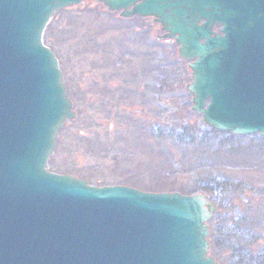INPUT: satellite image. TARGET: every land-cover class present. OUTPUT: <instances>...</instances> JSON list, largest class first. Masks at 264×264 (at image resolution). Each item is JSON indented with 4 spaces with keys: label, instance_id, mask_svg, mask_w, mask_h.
<instances>
[{
    "label": "water",
    "instance_id": "95a60500",
    "mask_svg": "<svg viewBox=\"0 0 264 264\" xmlns=\"http://www.w3.org/2000/svg\"><path fill=\"white\" fill-rule=\"evenodd\" d=\"M82 0H0V264H219L203 193L95 186L51 172L75 117L43 33ZM151 15L189 61L191 109L218 131L264 136V0H100ZM214 26H220L219 31Z\"/></svg>",
    "mask_w": 264,
    "mask_h": 264
},
{
    "label": "rangeland",
    "instance_id": "374dc122",
    "mask_svg": "<svg viewBox=\"0 0 264 264\" xmlns=\"http://www.w3.org/2000/svg\"><path fill=\"white\" fill-rule=\"evenodd\" d=\"M86 9L94 8L76 4L55 11L46 26L43 42L62 60L74 44L67 34L73 32L83 45L98 28L117 25ZM174 57L173 48L176 90L167 97L166 116L155 113L153 133L148 134L154 142L143 139L133 125L110 133L93 119L94 112L78 114L58 130L47 168L95 186L127 185L151 192H180L206 180L207 192L196 193L206 194L216 207L208 221L209 254L219 264H264V136L209 134L201 115L191 109L189 95L180 102L178 67L183 66L181 85L191 80L184 63Z\"/></svg>",
    "mask_w": 264,
    "mask_h": 264
},
{
    "label": "flooded vegetation",
    "instance_id": "af4514ba",
    "mask_svg": "<svg viewBox=\"0 0 264 264\" xmlns=\"http://www.w3.org/2000/svg\"><path fill=\"white\" fill-rule=\"evenodd\" d=\"M77 6L93 7L85 12L105 15L107 23L117 25L98 28V32L85 37L88 41L83 45L77 43L73 32L67 34L66 38L74 44L70 43L68 56L63 60L52 49L75 114L88 116L94 112L93 119L107 126L110 133L133 125L143 139L154 142L149 130L155 126V113L166 116L170 110L167 97L176 90L172 82V73L177 69L173 66V48L174 60L184 63L191 80L189 62L179 57L178 43L154 16L123 14L133 5L126 10H109L100 0H82ZM219 28L213 27L217 31ZM178 68L182 73L183 66ZM181 73L177 78L180 102H186L189 95L191 103L187 83L181 85L184 81ZM101 114L104 116L100 117Z\"/></svg>",
    "mask_w": 264,
    "mask_h": 264
},
{
    "label": "trees",
    "instance_id": "16d2710c",
    "mask_svg": "<svg viewBox=\"0 0 264 264\" xmlns=\"http://www.w3.org/2000/svg\"><path fill=\"white\" fill-rule=\"evenodd\" d=\"M207 127H208L207 130H208L209 134H211V135H212V133H218V134L227 135L229 137H234V135H232L229 132L218 131V130H215L214 128L210 127V126H207ZM255 135H258V134H255ZM255 135H251V136H255ZM207 184L208 183L206 180L201 179L199 182H193V186H195V187H189V188H187V190H185L184 188H180L179 191L181 193H186V194H193V193L200 192V191H206L207 189H204V188H206L208 186ZM215 191H216V189H215ZM235 225L236 226L234 228H238L240 225V222L238 221V223H235ZM233 235H235V232H233ZM263 247H264V245H263Z\"/></svg>",
    "mask_w": 264,
    "mask_h": 264
}]
</instances>
